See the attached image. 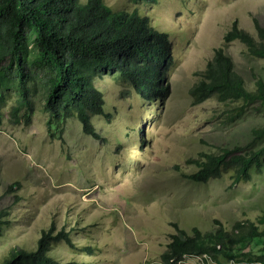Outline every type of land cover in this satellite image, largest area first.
Here are the masks:
<instances>
[{"label":"rangeland","instance_id":"1","mask_svg":"<svg viewBox=\"0 0 264 264\" xmlns=\"http://www.w3.org/2000/svg\"><path fill=\"white\" fill-rule=\"evenodd\" d=\"M104 2L113 11L136 9L170 34L169 96L151 103L129 83L104 75L95 80L104 113L92 118L102 138L85 135L75 118L60 125V133L47 125L40 69L26 107L30 122L16 123L14 109L22 108L14 64L0 89V214L7 220L0 264L14 249L36 250L52 225L72 243L50 241L49 255L60 264H162L174 224L187 233L213 232L216 221L226 231L237 221L264 230L258 221L264 213V134H253L264 128V103H224L217 96L195 103L190 94L216 50L231 57L248 90L255 91L257 79L264 81V59L239 40H224L237 20L258 42L254 20L264 27V0ZM236 146L263 149L249 181L233 184L231 172L207 183L184 178L195 172L190 158ZM250 244L231 254L240 248L248 253ZM180 263L219 264L198 255Z\"/></svg>","mask_w":264,"mask_h":264},{"label":"trees","instance_id":"2","mask_svg":"<svg viewBox=\"0 0 264 264\" xmlns=\"http://www.w3.org/2000/svg\"><path fill=\"white\" fill-rule=\"evenodd\" d=\"M254 27L258 42L239 27L237 20L224 40L226 43L239 40L247 45L251 55L264 59V27L256 19ZM170 49V34L154 28L150 19L136 9L113 11L104 0H0V89L8 70L15 64L18 103L23 109V115H20L22 109H14L18 124L30 119L26 107H30L31 92L36 91L35 70L40 69L45 72L40 84L46 90L44 104L49 114L48 128L62 133L63 128L59 126L75 118L85 135L101 139L92 118L103 115L105 100L95 80L109 75L127 82L140 97L151 103L157 97L167 98L169 85L165 84V70L172 63ZM201 76L190 93L195 103L212 96L224 103H264V81L257 79L255 91L248 90L231 57L222 50H216ZM253 134L257 139L262 138L264 128L254 130ZM244 150L236 146L190 158L187 163L195 172L183 176L196 183H207L231 172L233 184L249 181L253 166H260L263 149ZM5 216V212L0 214V234L7 223ZM258 221L264 225V213ZM215 223L217 228L213 232L195 228L191 233L174 224L176 233L171 235L161 255V263L178 264L185 255H198L219 264H224V260L232 264H264V230L260 231L250 221H237L227 231L220 222ZM55 229L52 225L42 232L36 250L14 249L2 264H60L49 255L50 241L63 240L71 247L72 243L68 234L55 233ZM248 242L251 243L248 253L243 254L240 248L237 255L231 254L239 245Z\"/></svg>","mask_w":264,"mask_h":264},{"label":"bare ground","instance_id":"3","mask_svg":"<svg viewBox=\"0 0 264 264\" xmlns=\"http://www.w3.org/2000/svg\"><path fill=\"white\" fill-rule=\"evenodd\" d=\"M185 257H188V256H186L185 255ZM204 257V259L207 261V260H210L209 258H206V256H203ZM183 260H184V258H183ZM178 264H181L180 262L178 263Z\"/></svg>","mask_w":264,"mask_h":264},{"label":"clouds","instance_id":"4","mask_svg":"<svg viewBox=\"0 0 264 264\" xmlns=\"http://www.w3.org/2000/svg\"><path fill=\"white\" fill-rule=\"evenodd\" d=\"M230 264H232V262Z\"/></svg>","mask_w":264,"mask_h":264}]
</instances>
